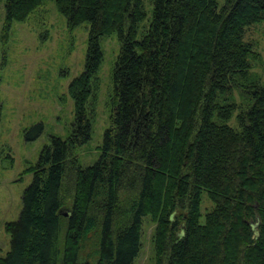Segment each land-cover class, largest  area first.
Returning a JSON list of instances; mask_svg holds the SVG:
<instances>
[{
    "label": "trees",
    "instance_id": "16d2710c",
    "mask_svg": "<svg viewBox=\"0 0 264 264\" xmlns=\"http://www.w3.org/2000/svg\"><path fill=\"white\" fill-rule=\"evenodd\" d=\"M44 1L0 0L1 46ZM52 1L69 31L88 29L85 63L68 86L69 135L52 138L26 170L32 181L5 226L0 264H78L87 242L95 264H133L145 220L155 264H264V82L244 41L264 22V0ZM112 35L109 128L98 160L82 168L74 152L91 141L88 102L100 42Z\"/></svg>",
    "mask_w": 264,
    "mask_h": 264
},
{
    "label": "rangeland",
    "instance_id": "374dc122",
    "mask_svg": "<svg viewBox=\"0 0 264 264\" xmlns=\"http://www.w3.org/2000/svg\"><path fill=\"white\" fill-rule=\"evenodd\" d=\"M144 4L149 7V0H144ZM222 4L219 0V6ZM3 19L1 7L0 34ZM87 40L85 26L69 31L54 2L45 0L26 22L13 24L8 43L0 44V257L9 250L5 226L18 219L22 194L32 181V175H25L26 170L36 164L52 138L65 140L69 135L74 106L68 86L83 71ZM244 41L254 46L258 62L253 73L264 82V22L249 28ZM100 48L102 64L87 110L92 137L87 146L74 152L82 168L98 160L103 134L109 128L112 72L119 53L117 37L103 38ZM37 126L42 128L40 136L28 142L25 136ZM68 185L66 179L65 189ZM69 195L71 191L67 192L61 210L65 217L71 206ZM210 208L211 204L204 201L202 211ZM154 229L150 220L144 221L140 252L133 264H155ZM95 262V246L87 242L78 264Z\"/></svg>",
    "mask_w": 264,
    "mask_h": 264
}]
</instances>
